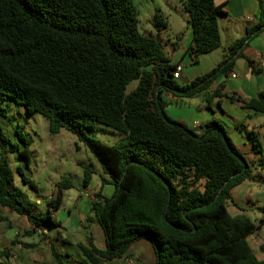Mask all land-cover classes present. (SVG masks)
I'll return each instance as SVG.
<instances>
[{"label":"trees","instance_id":"16d2710c","mask_svg":"<svg viewBox=\"0 0 264 264\" xmlns=\"http://www.w3.org/2000/svg\"><path fill=\"white\" fill-rule=\"evenodd\" d=\"M258 1L257 22L247 35L225 49L215 68L184 84L174 78L177 65L163 40L139 30L135 0H0V101L42 114L52 133L73 132L100 162L102 187H115L110 197L102 190L94 195L87 220L101 226L106 247L92 238L79 244L91 264L122 258L141 239L151 241L156 264H264L247 241L264 218L255 223L245 214L232 216L226 205L232 190L253 178L250 163L221 121L197 133L167 114L162 97L163 91L180 98L207 92L220 75L232 72L248 40L264 30V3ZM184 6L194 34L189 55L198 64L201 55L222 46L218 19L226 12L215 0H186ZM154 18L166 27L161 15ZM134 80L137 87L126 93ZM230 97L264 115V91L251 99ZM7 114L0 105V118ZM98 123L121 132L122 139L106 144L90 138L87 132ZM8 136L0 124V205L28 219V235L59 226L53 215L72 180L58 182L46 213H35L23 190L11 188L16 175L4 149ZM249 136L263 153L257 134ZM22 140L26 147L12 144L10 151L29 165V141ZM83 173L88 187L95 171L86 165ZM13 250L5 248L0 256L10 257ZM52 255L56 264H72L54 247Z\"/></svg>","mask_w":264,"mask_h":264},{"label":"rangeland","instance_id":"374dc122","mask_svg":"<svg viewBox=\"0 0 264 264\" xmlns=\"http://www.w3.org/2000/svg\"><path fill=\"white\" fill-rule=\"evenodd\" d=\"M185 1L135 0L138 9L139 30L146 35H158L163 40L165 53L174 63L180 60L181 46L185 45L187 35L189 31H192L189 13L184 6ZM156 14L161 15L163 21L166 22V27L161 22L156 24L154 18ZM179 32H181L180 35ZM176 34L180 36L179 40ZM222 49V47L218 48L216 52H213L214 54L201 55L198 65H185L184 70L189 71L191 67L197 66H209L213 62L216 66L223 58ZM137 84V80L132 81L127 86L126 93L132 92ZM0 105L8 108L7 117H1L0 124L4 127L6 134L9 135L8 140H10L5 143L4 149L7 150L8 159L16 175L11 188L23 190V197L27 203L33 205L35 213H46L47 201L54 196L57 183L64 177L72 180L75 190L82 187L83 167L86 165H90L95 171L92 186L95 187L101 182L100 162L73 132L62 129L59 133H52L48 119L42 114L37 112L29 114L22 105L10 100L0 101ZM193 130L200 132V129ZM87 134L90 138L98 139L106 144L117 143L123 137L121 132L101 123L97 124L95 131L87 132ZM229 135L238 145L237 135L232 130H229ZM22 137L29 141L27 146L31 156L29 165H26L17 150L10 151L12 144H19L21 148L26 147ZM242 152L252 167L253 178L246 179L236 186L232 190V199L228 200L226 205L232 216L245 214L255 223H259L264 218V152L260 153L254 150L250 152L245 149H242ZM19 170L34 183V186L30 182H24ZM69 190L65 192V205L68 206L72 193ZM57 215V219L67 216L63 211L58 212ZM98 227L101 231L100 225ZM32 229L33 225L25 216L0 205V251L5 248H13L15 251L12 252L11 257L13 264L24 261L25 250H34V241L42 238V228L32 235H28L27 231ZM45 229L47 228L45 227ZM247 241L254 254L258 258L264 259V225L250 234Z\"/></svg>","mask_w":264,"mask_h":264},{"label":"crops","instance_id":"0c3cea01","mask_svg":"<svg viewBox=\"0 0 264 264\" xmlns=\"http://www.w3.org/2000/svg\"><path fill=\"white\" fill-rule=\"evenodd\" d=\"M215 3L221 5L226 12L218 19L222 38V55L224 56L225 49L239 38L245 37L248 28H252L256 24L259 1L215 0ZM180 33L178 34L180 35ZM179 35L177 36L178 40L180 39ZM193 36V30L189 31L185 45L181 46L180 60L172 62L182 66V76L178 78L180 82L181 79H188L191 82L218 65L214 66L213 62L209 66H197L191 67L189 71L184 70L185 65L192 64L189 47ZM216 50L209 53L214 54L213 52ZM216 61L215 59V63ZM233 72L237 73L236 77L232 76V72L227 76L220 75L207 92L180 98L171 92L163 91L162 97L166 112L171 118L182 122L191 129H200V132L197 133H201L208 122L219 120L225 125L228 133L229 130H232L237 135L239 144L236 145L241 151L245 149L252 152L255 151V148L249 132H255L261 142H264V115L254 114L239 101L231 99L230 95L251 99L258 97L259 93L264 91V30L248 40L242 56L235 60ZM217 90L221 91V96L211 97L210 94ZM94 175L88 187H84L82 183V187L79 189L70 188L69 192L72 193L69 206L65 205V193L62 208L53 215L59 226L43 228L42 238L33 243L34 250H25L24 261L18 264H56L52 255V247L61 254L67 255L66 260L72 264H91L83 256L79 244H88L89 238H92L97 247L101 249L106 247L105 236L103 230L100 231L99 224L96 221L89 222L87 219L93 216L91 208L95 193L102 190L105 196L110 197L113 195L115 187L111 183L106 184L107 187H102L101 182L93 187ZM61 211L67 216L57 219V213ZM11 257L0 256V263L13 264ZM102 264H156V255L151 241L141 239L132 244L126 256L108 260Z\"/></svg>","mask_w":264,"mask_h":264},{"label":"built area","instance_id":"2783aa9c","mask_svg":"<svg viewBox=\"0 0 264 264\" xmlns=\"http://www.w3.org/2000/svg\"><path fill=\"white\" fill-rule=\"evenodd\" d=\"M232 76L233 77H236L237 76V73L233 72L232 71ZM182 76V66L181 65H177L176 66V70L174 71V78H180Z\"/></svg>","mask_w":264,"mask_h":264},{"label":"water","instance_id":"95a60500","mask_svg":"<svg viewBox=\"0 0 264 264\" xmlns=\"http://www.w3.org/2000/svg\"><path fill=\"white\" fill-rule=\"evenodd\" d=\"M181 82L184 83V84H188L189 80L188 79H181Z\"/></svg>","mask_w":264,"mask_h":264}]
</instances>
